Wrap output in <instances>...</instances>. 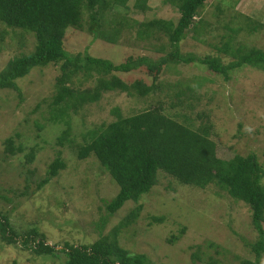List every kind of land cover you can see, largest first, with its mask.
I'll use <instances>...</instances> for the list:
<instances>
[{"label": "rangeland", "instance_id": "1", "mask_svg": "<svg viewBox=\"0 0 264 264\" xmlns=\"http://www.w3.org/2000/svg\"><path fill=\"white\" fill-rule=\"evenodd\" d=\"M132 3L129 0V9L123 12L138 22L152 18H171L175 22L178 16L177 9L162 0H148L150 7L146 12L135 10ZM243 14L256 16L262 26L254 32L231 31L228 27L244 26ZM198 18L204 21V26L198 38H194L192 31L185 34L179 42L181 52L199 57L218 55L226 62L231 61L232 56L217 49L227 39L233 47L244 45L264 50V0H205ZM154 39V46L139 42L134 38V30L129 29L117 44H112L93 38L85 28L68 27L64 47L70 53L86 51L118 64L129 55L156 59L161 56L157 51L161 44L166 52L170 49L165 37L156 35ZM34 44L31 32L0 21V70L12 57L32 51ZM59 72V64L36 66L16 79L20 92L0 89V215L8 218L19 235L35 227L56 249L54 255L38 254L20 241L8 244L0 237V264H61L66 258L60 251L64 241L77 245L97 239L95 223L106 214L103 200L116 194L118 184L107 172L99 171L93 155L78 159L72 146L84 143L91 129L114 120V110L127 116L161 104L165 115L192 128L206 119L209 136L219 147L220 156L254 152L264 169V65L243 64L224 78L205 65L169 63L157 78L156 90L145 96L104 91L98 101L86 103L76 111L68 109L70 144L64 141L61 145L57 137L66 124L49 118ZM114 74L127 83L141 79L150 84L153 80L144 66ZM96 82V76L85 79L82 73H77L71 85L82 90L93 88ZM9 137L14 144L20 143L23 150L6 152L5 140ZM33 146L37 148L34 160L27 163L25 154ZM58 152L66 167L37 188ZM221 191L214 184L198 188L159 174L150 192L137 202L142 203L138 217L118 234L119 245L132 253H144L150 264H209L210 259L218 261L216 264H239L243 258L251 259L249 243L256 239L257 233L251 224L249 207ZM137 203L128 200L107 216L101 232L112 231ZM153 215L163 216L164 220L152 221ZM183 226L181 234L179 229ZM171 234L177 237L168 242ZM197 251L200 259L193 257Z\"/></svg>", "mask_w": 264, "mask_h": 264}, {"label": "trees", "instance_id": "2", "mask_svg": "<svg viewBox=\"0 0 264 264\" xmlns=\"http://www.w3.org/2000/svg\"><path fill=\"white\" fill-rule=\"evenodd\" d=\"M129 0H0V21L15 29L31 32L35 38L34 49L28 53L9 59L0 70V89L13 88L20 92L16 79L28 74L33 67L59 64L60 72L55 78L52 122H64L65 130L57 137L60 145L68 141V109L76 111L86 103L96 102L104 91L126 92L128 95L145 96L157 88V78L167 64H201L210 71L228 78L229 71L243 64L264 65V50L251 46H231L227 39L217 49L233 57L224 61L221 56L199 57L191 52H181L179 42L187 32L192 31L198 38L199 30L204 26L201 18L196 19L205 0H162L177 9V19L152 18L138 22L123 12L128 10ZM135 10L146 12L148 0H133ZM123 12V13H122ZM84 14L86 19L84 18ZM244 26L228 27L231 31H256L261 25L258 19L249 15L242 16ZM85 26V27H84ZM68 27L85 28L93 38L117 44L123 32L134 30V38L139 42L154 46V38L165 37L170 49L166 52L161 44L157 51L161 56L153 59L146 55L127 56L118 64L110 59L92 56L86 51L70 53L64 47L65 32ZM135 27V28H134ZM21 33V32H20ZM133 32H131L132 34ZM156 51V52H157ZM164 52V53H162ZM144 66L152 77L150 84L141 79L127 83L114 72L129 73ZM82 73L85 79L96 76L93 88L79 90L72 84L73 77ZM108 75V76H107ZM179 95V93H178ZM116 118L107 124L91 129L84 143H75L78 159L93 155L99 171L104 170L111 180L118 184L116 194L109 200H103L106 214L95 223L98 237L90 244H73L64 241L61 250L66 258L61 264H150L144 253H132L119 245L117 236L137 217L142 203H137L150 192L158 175L165 174L179 183L193 187L206 188L215 185L236 202L249 207L251 224L257 233L249 243L253 253L251 259L243 258L239 264H261L264 254V169L254 152L246 155L235 153L222 157L217 152V144L211 139L210 125L206 119L192 128L162 111V105L145 108L131 115L123 116L117 110ZM200 117V115H198ZM38 128L42 124L36 123ZM5 151L14 154L23 150L20 143L14 144L9 137L5 140ZM36 146L30 147L25 154V162L34 160ZM58 155L49 163L46 175L37 183L41 188L51 178L66 167L65 161ZM113 181V182H114ZM220 192V194H221ZM216 194L220 195L219 192ZM128 200L137 204L128 211L108 234L101 228L107 216L114 214ZM152 221L162 222L163 216H151ZM185 227H181L182 234ZM0 237L8 244L20 241L21 245L34 253L54 255L55 245L47 243L45 237L35 227L23 235L11 228L5 215H0ZM177 235L171 234L168 242ZM200 259L198 251L193 253ZM215 259L207 261L216 264Z\"/></svg>", "mask_w": 264, "mask_h": 264}]
</instances>
